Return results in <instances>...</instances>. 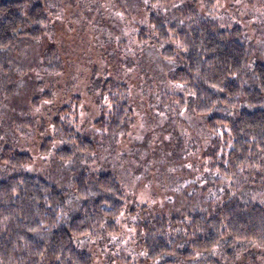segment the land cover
<instances>
[{"label": "trees", "instance_id": "1", "mask_svg": "<svg viewBox=\"0 0 264 264\" xmlns=\"http://www.w3.org/2000/svg\"><path fill=\"white\" fill-rule=\"evenodd\" d=\"M228 1L143 0L145 21L133 32L138 46L158 51L168 65L166 79L176 86L167 91L169 97L159 91V103L167 105L170 98L176 111L190 108L204 127L206 190L202 193L193 183L194 197L180 196L179 211L160 207L129 235L119 229L126 201L115 173L85 166L72 171L68 199L55 183L26 170L32 163L29 153L5 146L0 150L5 168L0 177V264H97L90 252L76 247L74 239L81 238L105 242L114 251L119 246L115 259L123 264H136L137 255V261L151 264H212L219 256H226L227 264H264V53L258 52L264 47L257 46L264 40V2ZM252 19L259 22L250 28ZM48 22L38 2L0 0V101L9 92L10 78L1 54L19 39L40 38ZM121 45L131 55L124 41ZM38 68L59 70L56 51L44 54ZM97 85V101L104 104L92 121L94 132H78L76 116L71 120L81 102L73 94L74 111L69 103L55 111L52 136L41 142L40 153L47 154L54 140L53 155L62 164L93 156L98 143L112 146L105 151L115 154L114 146L131 126L129 86L107 75ZM50 95L43 91L31 103ZM164 110L160 105L157 113ZM28 121L21 117L18 124Z\"/></svg>", "mask_w": 264, "mask_h": 264}, {"label": "rangeland", "instance_id": "2", "mask_svg": "<svg viewBox=\"0 0 264 264\" xmlns=\"http://www.w3.org/2000/svg\"><path fill=\"white\" fill-rule=\"evenodd\" d=\"M22 1L25 5L42 4L48 12L49 22L40 38L19 39L13 49L1 54L10 68V78L6 81L9 92L0 101V150L9 146L29 153L32 163L26 170L55 183L66 191L68 199L73 193L69 182L72 171L84 166L93 172L112 171L122 182L126 201V210L118 222L119 229L129 235L136 233L137 222L160 207L166 212L179 211L180 196L191 194L194 197L193 183L201 186L203 193L206 167L201 156L204 154L205 130L190 108L176 111L170 98L167 105L159 103V91L169 97L167 91L175 90L176 86L166 79L168 65L158 51L153 47L138 46L133 36L135 28L145 21L143 0ZM238 1L232 4L229 0L227 4L243 5L249 0ZM250 21L248 26L251 28V23L256 24L259 19ZM253 33L259 35L257 29ZM258 37L255 40L261 41ZM123 41L131 55L123 49ZM261 42H257L259 48L264 47V40ZM49 50L56 51L59 57L60 69L53 73L38 68ZM258 52L264 53L261 49ZM106 75L129 86L133 109L131 126L121 136L120 144L114 146L117 149L115 156L105 151L112 146L108 148L98 143L93 156L84 160L77 157L62 164L54 158L53 149L57 144L54 140L47 154L40 153L41 142L52 136L51 119L55 111L68 103L74 111L73 94L80 95L81 102L77 115L70 114L71 120L76 116L74 125L78 132H94L92 121L104 104L103 99L97 101V84L100 77ZM47 90L50 97L40 99L36 105L31 103L32 97ZM160 105L165 108L164 113H157ZM21 117L29 120L26 126L18 124ZM133 147L138 151H131ZM2 176H5V168L0 162ZM186 180L190 181L189 186ZM133 205L136 206L134 211H128ZM143 205L146 210L141 209ZM74 243L79 249L90 252L94 263L123 264L115 259L119 246L114 251L105 242L82 238L74 239ZM121 243L124 244V239ZM251 257L252 261L259 260V255ZM136 259L133 258L136 264H151ZM210 262L228 263L226 256L213 258Z\"/></svg>", "mask_w": 264, "mask_h": 264}]
</instances>
